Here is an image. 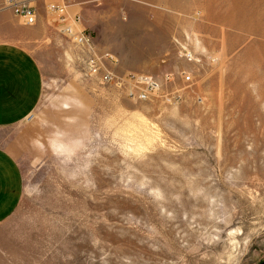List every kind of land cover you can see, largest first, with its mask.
Masks as SVG:
<instances>
[{
  "label": "rangeland",
  "instance_id": "374dc122",
  "mask_svg": "<svg viewBox=\"0 0 264 264\" xmlns=\"http://www.w3.org/2000/svg\"><path fill=\"white\" fill-rule=\"evenodd\" d=\"M190 2L86 27L121 82L91 74L47 13L27 32L3 12L42 81L33 111L0 125L20 188L0 264H264V23Z\"/></svg>",
  "mask_w": 264,
  "mask_h": 264
},
{
  "label": "crops",
  "instance_id": "0c3cea01",
  "mask_svg": "<svg viewBox=\"0 0 264 264\" xmlns=\"http://www.w3.org/2000/svg\"><path fill=\"white\" fill-rule=\"evenodd\" d=\"M50 1L54 0H31L39 12V20L37 24L29 25L34 27L28 29L23 27L22 30L37 32L46 28L47 23L44 16L46 15V4ZM71 1L75 3L69 7L70 13H82V20L76 23V29H86L90 26L97 33L103 32V25L109 26L116 22L119 24L120 16H129L135 9L140 10L142 19L139 23H143L149 22V17L158 21L163 12H172L177 8H182L187 13L192 6L190 0ZM219 5L224 7L223 4ZM6 17V13H0V32L15 33L16 40L0 37V125L18 121L20 113L33 111L40 97L42 81V72L37 60L30 51L18 44L20 25L4 23ZM108 17H112L113 20ZM105 18H108V21H105ZM220 20L227 22L225 19ZM19 191L18 171L10 162V157L0 149V221L17 203Z\"/></svg>",
  "mask_w": 264,
  "mask_h": 264
},
{
  "label": "built area",
  "instance_id": "2783aa9c",
  "mask_svg": "<svg viewBox=\"0 0 264 264\" xmlns=\"http://www.w3.org/2000/svg\"><path fill=\"white\" fill-rule=\"evenodd\" d=\"M73 5L71 0H54L46 4V13L50 18V22L55 23L59 31L70 37L78 46H81L86 51V60L91 74L99 75L102 72V77L105 81L110 82L114 78L118 81H123V77H119L111 70H105L103 66L107 61H114L115 58L109 53H99L94 45L93 35L87 33L85 29L77 30L75 25L80 23L82 15L80 13L71 14L69 7ZM10 11L14 16L23 20L26 25H35L39 20V12L32 4L31 0H0V13ZM190 75H186L185 79L190 80ZM151 89L156 88L158 83L152 81L150 77L144 78ZM140 99H147V91L140 93Z\"/></svg>",
  "mask_w": 264,
  "mask_h": 264
},
{
  "label": "bare ground",
  "instance_id": "6f19581e",
  "mask_svg": "<svg viewBox=\"0 0 264 264\" xmlns=\"http://www.w3.org/2000/svg\"><path fill=\"white\" fill-rule=\"evenodd\" d=\"M234 1L237 3L234 6L235 10L236 11L239 10V20L242 21V24H244L246 27L249 26L248 30L251 31L252 29H254V24L256 23L257 24L264 23V0H234ZM261 34L262 36H264V29L261 31Z\"/></svg>",
  "mask_w": 264,
  "mask_h": 264
}]
</instances>
